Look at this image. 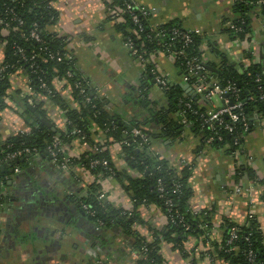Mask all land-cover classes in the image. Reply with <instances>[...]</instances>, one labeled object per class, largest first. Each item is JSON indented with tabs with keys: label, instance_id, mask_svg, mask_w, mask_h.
<instances>
[{
	"label": "trees",
	"instance_id": "obj_1",
	"mask_svg": "<svg viewBox=\"0 0 264 264\" xmlns=\"http://www.w3.org/2000/svg\"><path fill=\"white\" fill-rule=\"evenodd\" d=\"M56 1L0 0V46L4 49L3 70L0 71V114L15 109L21 112L29 128V132L25 134L12 133L6 138L0 137V161L4 162L0 166V192L7 191L2 202L8 204L9 183L13 180L16 169L23 171L38 158L51 159L47 154V147L55 140H59L64 147L61 161L69 156L67 148L75 140H80L89 143L93 151L80 157H72L70 163L89 171L94 179L91 184L81 187L79 201L83 207H88L86 213L97 228L120 229L131 240V251L137 255L135 264H165L161 255L162 243L173 245L185 259L191 258V264H202L206 257L211 259V264H264V232L257 216L247 212L243 222L223 216L220 225L221 239L217 240L214 234L217 211L213 208L194 212L191 208L195 194L190 183L192 167H177L154 153L151 148L156 141L175 142L190 131L198 139L199 149L210 147L238 157L234 172L237 184L247 180L264 186V180H260L256 171L246 163V158L249 161L250 155L245 147L246 137L254 128L252 118L258 116L264 125V67L261 64L246 66L233 63L228 55H222L217 49L214 50L217 55H211L215 60L205 59L202 51L203 33L194 35L192 43L183 48L185 43L182 39L173 40L172 36L173 28L185 29L178 19L158 28L163 31L162 37L149 39L148 35H155L149 21L150 14L141 21L143 31L130 15L122 16L114 21L117 31L122 34L125 42H133L146 62L141 87L130 91L127 97L131 99L129 104L132 112L135 115L145 113V116L142 120L128 119L108 108V100L101 97L93 89L91 81L78 71L74 57L69 55L67 37L53 31L52 28L59 21V12L54 7ZM122 3V0H115L112 7L121 6ZM232 8L238 18L230 21L225 33L234 41L245 40L252 31V12L257 8L264 10V0H234ZM108 18L112 20L111 16ZM34 32L39 36V41L32 37ZM19 49L23 50V54ZM178 51H182V54L175 66L184 77L187 76V60L196 58L206 68L210 66L219 71L215 73L207 69L208 76L222 89L234 85L240 90L238 100L233 93H229V99L234 103H243L241 113L247 117V129L242 123L232 125L227 116L223 117L224 123H214L210 127L205 123L208 108L201 107L200 100L195 101L187 95L181 84L172 82L167 89H160L166 99L165 103L150 99L151 89L155 87L152 70L156 68L152 56ZM21 55L28 58L36 56L33 61L35 67L31 69L30 63L24 62ZM248 58L252 59V55H248ZM18 72L28 79L33 95L24 96L21 90H12L11 77ZM258 78L261 79L260 83L257 82ZM57 81L65 82L63 88L70 90V96L67 97L62 90L56 88ZM43 82L47 84V88L41 87ZM187 83L193 89L198 84L197 79H189ZM30 98L34 99L31 106L53 123L57 133L47 128L28 109ZM88 98L91 102H87ZM187 103L191 104V109L186 106ZM49 106L64 112L63 127L58 128L57 123L52 120L49 113L52 108ZM184 120L187 122L184 123ZM227 125L234 127L233 132L226 130ZM95 127L111 143L121 144V156L129 171L115 165L106 148L111 143L102 144L94 139L97 135L93 132ZM130 127L133 129L130 130ZM134 129L141 130L146 135L147 142L134 136ZM210 138L213 141L208 144ZM24 149L37 152L25 154L15 160H6L9 154ZM95 160L100 161V164L91 167V162ZM103 161L108 164L102 165ZM102 179H109L123 187L132 202L131 210L117 207L108 197L100 199L103 192ZM152 205L161 209L168 217V224L162 229L150 227L153 235L152 240H149L137 230V226L146 224L140 213L141 207ZM232 229L236 230L237 239L232 240ZM192 239L196 244L188 248L187 243ZM198 246H202L204 250L197 251Z\"/></svg>",
	"mask_w": 264,
	"mask_h": 264
},
{
	"label": "crops",
	"instance_id": "obj_2",
	"mask_svg": "<svg viewBox=\"0 0 264 264\" xmlns=\"http://www.w3.org/2000/svg\"><path fill=\"white\" fill-rule=\"evenodd\" d=\"M114 1L57 0L54 7L59 12V21L52 29L67 37L69 54L74 57L78 71L91 81L101 97L108 100V108L128 119L142 120L145 113L135 115L131 108L128 109L127 97L130 91L141 87L145 67L131 55L114 21L108 18ZM137 1L148 8L153 28L178 19L186 29H200L205 59L217 55L214 52L217 49L222 55H228L233 63L261 64L264 67L263 9L252 12V31L247 39L234 41L225 33L230 21L238 18L232 0ZM157 55L161 56L155 58V65L165 77L183 87L188 84L169 54ZM248 55H252V59ZM3 63L4 49L0 46V69ZM64 83L57 81L55 85L68 97L70 90L63 88ZM11 86L12 90L28 94L29 82L21 72L11 77ZM150 99L160 103L166 101L156 85L151 89ZM199 103L208 109L224 107L222 100L219 105L202 100ZM20 113L9 109L0 114V137L6 138L21 130L29 131ZM49 113L58 128L63 127L64 112L52 108ZM252 123L254 128L245 141L250 155L246 163L256 171L260 180H264V125L258 116L252 118ZM93 132L97 133L94 138L97 142L111 143L98 128L95 127ZM199 146L198 139L187 131L175 142L156 141L151 148L177 167H192L190 183L195 194L191 208L195 212L213 208L217 211L214 221L217 240L221 239L223 216L243 222L247 212H254L264 232V186L247 180L237 184L234 172L238 157L228 155L224 150L199 149ZM106 148L119 169L130 170L121 156V144L111 143ZM91 151V145L80 140H75L67 148L70 157H80ZM76 168L63 170L50 158L43 157L13 178V185L9 188L16 195L13 194L8 204L12 211H6V207L0 210V264H135L131 240L120 229L101 228L96 234L99 229L96 230L94 222L83 216L77 207L81 187L91 184L94 176L87 170ZM107 187L109 201L117 207L132 209L130 197L119 183L110 181ZM238 188L242 190L240 194H237ZM16 196L18 202L13 200ZM140 213L146 224L137 226V230L149 240L153 235L150 227L162 229L168 224L166 215L155 205L141 207ZM195 242L190 240L187 247H193ZM161 255L165 264H191L192 261L167 243H162ZM202 264H206L205 261Z\"/></svg>",
	"mask_w": 264,
	"mask_h": 264
},
{
	"label": "built area",
	"instance_id": "obj_3",
	"mask_svg": "<svg viewBox=\"0 0 264 264\" xmlns=\"http://www.w3.org/2000/svg\"><path fill=\"white\" fill-rule=\"evenodd\" d=\"M234 1V0H232ZM121 6H114L111 9V17L113 21L119 20L122 16L130 15L133 22L136 25H139L141 31H143V26L141 24V21L143 18H146L149 16L150 12L148 8L140 3H138L137 0H122ZM155 35H148L149 39L153 38H160L162 37L163 31H159L158 28H153ZM196 35H202V31L200 29H179V28H173L172 30V36L173 40L182 39V41L185 43L184 47H187L190 43H192L193 36ZM32 37L40 40L39 36L34 32L32 34ZM125 46L130 51L131 55L139 62L142 66H146V62L144 60L143 55L140 53V51L134 46L133 42L131 40H128L127 42L124 41ZM3 47V46H1ZM19 52L23 54V50L19 49ZM182 54V51L170 53V59L173 60L174 63H176L178 57ZM71 55V54H69ZM22 60L24 62L30 63V68L33 69L35 67V62H33L36 59V56H32L31 58H28L26 55H21ZM161 55H153L152 56V62L156 63L157 58ZM68 58L72 59V56H69ZM156 58V60H155ZM61 60V59H59ZM3 69L1 68L0 71ZM186 74L187 76L184 77L186 81H189V79H197V86L193 90L197 92L199 95H202L205 97L207 101H209L210 105L213 104V99L215 97H218L220 100H222L224 107L222 108H212L208 109L207 112V118H205V123L208 124L210 127L213 126L214 123H224L223 117L227 116L231 119L232 125L236 123H242L244 127L248 128V120L247 117L241 113L243 109V103L241 101H237L236 103L232 102V100L229 99V93H233L236 96V99L240 96V90L235 87L234 85L228 86L225 89H222L210 76H208L207 68L204 66L203 62H201L199 59L196 58H189L186 62ZM152 74L154 76L155 85L159 87V89H167L169 86H171L172 82L167 77L164 76L162 72L158 70L156 67L154 70H152ZM69 76L71 74L69 73ZM257 82L260 83L261 79L258 78ZM190 85V84H189ZM191 86V85H190ZM42 88H47V84L45 82L41 85ZM192 87V86H191ZM193 88V87H192ZM260 89H262V86H260ZM33 95L32 89L30 86L28 87V94H25L24 96H31ZM238 100V99H237ZM30 105H33V98L29 99ZM87 102H91V99H87ZM205 102V101H203ZM186 106L191 109V104L187 103ZM195 114L197 112L194 111ZM204 117V115H202ZM187 121L184 120V123ZM232 125H227L226 130L229 132H233L234 127ZM27 130H21L17 132L18 134H25L28 133ZM16 133V134H17ZM133 135L136 137H139L142 139L143 142H147V137L145 134L142 133L141 130L134 129ZM213 141V138H210L207 143L211 144ZM207 144V145H208ZM97 150V149H96ZM37 150H31V149H24V150H18L12 154H9L6 158L7 161L15 160L18 158H21L23 155H32L33 153H36ZM47 154L51 157L54 164L59 166L63 170H74L77 169L76 166H72L70 163V159L72 157L66 156L63 160L60 161V157L64 154V147L62 143L59 140H55L51 145L47 147ZM29 157V156H28ZM3 161H0V166L3 164ZM100 164V161H92L91 167L97 166ZM107 161H103L102 165H107ZM21 170L16 169L15 172L19 173ZM103 185V192L100 195V199H105L107 196V189L110 180L109 179H102L100 180ZM1 185V184H0ZM242 190L240 188L237 189V194H240ZM6 196V190L3 192H0V210L4 209L7 205L2 202L3 198ZM84 211L86 212L88 207H83ZM195 212V211H194ZM252 216H256L254 212H250ZM167 217V216H166ZM168 219V217H167ZM237 239L236 230L232 229V240ZM201 247V248H200ZM198 246L197 251H201V249L204 250L202 246ZM134 257H137V255L132 252ZM206 264H211V259L209 257L205 258Z\"/></svg>",
	"mask_w": 264,
	"mask_h": 264
},
{
	"label": "water",
	"instance_id": "obj_4",
	"mask_svg": "<svg viewBox=\"0 0 264 264\" xmlns=\"http://www.w3.org/2000/svg\"><path fill=\"white\" fill-rule=\"evenodd\" d=\"M207 69L211 72H215V73H218L219 71L213 67H210V66H207ZM184 91L187 95H189L192 99H194L195 101H199V100H202V101H205L207 104H210L209 101H207L205 99L204 96L202 95H199L197 92H195L193 90V88L187 84L185 85L184 87ZM242 97L244 98L245 97V94L242 95ZM127 100H131L130 98H128ZM126 100V102H127ZM135 104H137V101H134ZM28 109L35 115V117L41 122L43 123L47 128H49L52 132L54 133H57V129L56 127L47 119V118H44L34 107H32L31 105L28 107ZM127 126H129V123H127ZM133 128L130 127V130H132ZM12 183H9V185H11ZM80 207V205H79ZM81 213H83V216H86V213L84 211V209H81L80 210ZM91 218V217H90ZM98 230V229H96ZM99 231L101 230H98L97 232H95L96 234L99 233Z\"/></svg>",
	"mask_w": 264,
	"mask_h": 264
},
{
	"label": "flooded vegetation",
	"instance_id": "obj_5",
	"mask_svg": "<svg viewBox=\"0 0 264 264\" xmlns=\"http://www.w3.org/2000/svg\"><path fill=\"white\" fill-rule=\"evenodd\" d=\"M23 171H20L19 173H16L15 175H14V178L17 176V175H19V174H21ZM10 183H12L11 184V186L13 185V182L11 181ZM11 187L9 188V190H8V197H9V201H8V204H9V202H10V200H12V196H13V194L14 195H16V193H14L13 192V190H12V192H11ZM14 201H16V202H18L19 200H18V196H16V199H13ZM14 201H13V203H14ZM79 204H77V207H79V205H80V207H79V210H81V209H83V206H82V203L79 201L78 202ZM8 204H7V206H6V211H12L10 208V206H8ZM10 205V204H9ZM14 211V210H13ZM86 213V212H85ZM83 214V213H82ZM86 216L88 217V218H90L89 216H88V214L86 213ZM93 222V221H92ZM95 225V224H94ZM95 227H96V225H95ZM97 229H101L100 227H98Z\"/></svg>",
	"mask_w": 264,
	"mask_h": 264
},
{
	"label": "rangeland",
	"instance_id": "obj_6",
	"mask_svg": "<svg viewBox=\"0 0 264 264\" xmlns=\"http://www.w3.org/2000/svg\"><path fill=\"white\" fill-rule=\"evenodd\" d=\"M161 72V71H160ZM213 102H214V104L216 103L217 105H219L220 104V100H219V98L218 97H215L214 99H213ZM129 107H128V109H130L131 108V106L130 105H128ZM7 192V191H6Z\"/></svg>",
	"mask_w": 264,
	"mask_h": 264
}]
</instances>
